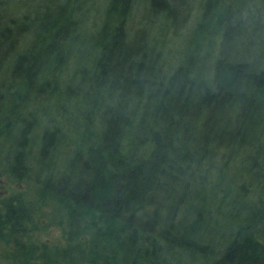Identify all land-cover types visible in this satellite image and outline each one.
<instances>
[{
  "label": "trees",
  "instance_id": "trees-1",
  "mask_svg": "<svg viewBox=\"0 0 264 264\" xmlns=\"http://www.w3.org/2000/svg\"><path fill=\"white\" fill-rule=\"evenodd\" d=\"M138 3L0 0L11 264H264V0Z\"/></svg>",
  "mask_w": 264,
  "mask_h": 264
},
{
  "label": "rangeland",
  "instance_id": "rangeland-1",
  "mask_svg": "<svg viewBox=\"0 0 264 264\" xmlns=\"http://www.w3.org/2000/svg\"><path fill=\"white\" fill-rule=\"evenodd\" d=\"M139 4L140 0L139 3L136 4L135 10L133 11V14L131 16V24L133 25V28H135V26L138 24V20L140 18L141 5ZM191 29L192 24H189L184 30V32H182V34L179 35V33H177L176 35L169 36L167 38L166 45L168 46V49L165 51L164 57L167 59L171 67L174 66V62L180 61L186 53V49L188 48L187 43L190 39ZM257 48L264 52L262 47L257 46ZM65 98L66 96H64V99ZM70 103L72 104V101H70ZM31 187L32 184L27 179H12L5 172H2L0 174V199L17 190L26 189L29 191L31 190ZM53 214L54 210L51 207H44L43 213H41L40 216L43 227H41L42 229H40V232L38 233V242H45L50 245L56 243L63 245L66 243V237L63 233L62 228H60L59 225L55 223H49L50 225H47V222L53 216ZM9 250L10 246L5 244L0 239V264H11Z\"/></svg>",
  "mask_w": 264,
  "mask_h": 264
}]
</instances>
